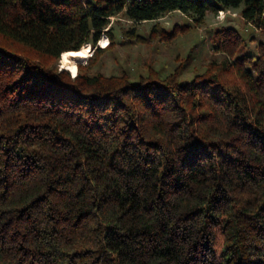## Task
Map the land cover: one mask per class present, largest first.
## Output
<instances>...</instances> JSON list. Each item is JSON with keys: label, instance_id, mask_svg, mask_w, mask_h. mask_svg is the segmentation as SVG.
I'll return each instance as SVG.
<instances>
[{"label": "trees", "instance_id": "trees-1", "mask_svg": "<svg viewBox=\"0 0 264 264\" xmlns=\"http://www.w3.org/2000/svg\"><path fill=\"white\" fill-rule=\"evenodd\" d=\"M241 5L264 35V0H0V264H264V40L245 54L216 31L228 59L190 81L58 65L91 45L97 62L120 12L202 24Z\"/></svg>", "mask_w": 264, "mask_h": 264}, {"label": "rangeland", "instance_id": "rangeland-1", "mask_svg": "<svg viewBox=\"0 0 264 264\" xmlns=\"http://www.w3.org/2000/svg\"><path fill=\"white\" fill-rule=\"evenodd\" d=\"M241 8L242 5L237 9L221 10L217 13L208 12L202 24L195 22L194 16L183 14L180 11H172L156 20L142 22L133 21L127 17L125 12H120L110 17V23L106 28H109L110 34L102 32L96 47L108 46L111 41L110 36L114 38L115 45L105 49L97 62H90L89 57L95 50V46L91 45L87 60L78 64L89 67L87 69L89 74L100 72L106 76H116L126 72L135 82L140 76L147 75L149 67L159 72L161 77L181 67V79L190 81L196 73L203 72L209 62H222L228 59L213 45L215 33L218 30L226 27L235 28L249 43V47H244L242 53L257 52V45L264 40V35L242 18ZM156 24L167 31H171L175 26H188L189 30L171 42L163 41L158 37L148 38ZM131 31L144 40H136L135 37L129 36ZM104 36L108 42L102 46L101 40ZM58 65L66 69L60 60ZM68 71L72 77L75 76L70 70Z\"/></svg>", "mask_w": 264, "mask_h": 264}, {"label": "bare ground", "instance_id": "bare-ground-1", "mask_svg": "<svg viewBox=\"0 0 264 264\" xmlns=\"http://www.w3.org/2000/svg\"><path fill=\"white\" fill-rule=\"evenodd\" d=\"M107 39L104 36L101 40L102 46L107 44ZM90 52L87 51L84 47L80 50H70L63 52L61 56V63L64 68L70 70L73 74H75L78 70L77 64L79 62H85L89 56Z\"/></svg>", "mask_w": 264, "mask_h": 264}]
</instances>
